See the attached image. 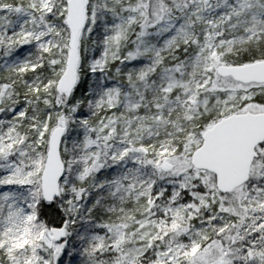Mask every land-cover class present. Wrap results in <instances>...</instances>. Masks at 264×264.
Returning a JSON list of instances; mask_svg holds the SVG:
<instances>
[{"label":"snow or ice","instance_id":"snow-or-ice-1","mask_svg":"<svg viewBox=\"0 0 264 264\" xmlns=\"http://www.w3.org/2000/svg\"><path fill=\"white\" fill-rule=\"evenodd\" d=\"M0 264H264V0H0Z\"/></svg>","mask_w":264,"mask_h":264}]
</instances>
